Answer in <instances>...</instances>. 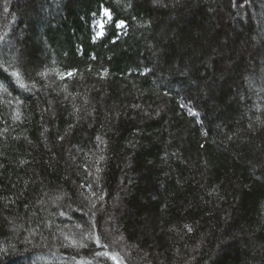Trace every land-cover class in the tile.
<instances>
[{
    "label": "trees",
    "instance_id": "16d2710c",
    "mask_svg": "<svg viewBox=\"0 0 264 264\" xmlns=\"http://www.w3.org/2000/svg\"><path fill=\"white\" fill-rule=\"evenodd\" d=\"M0 37V264H264V0H0Z\"/></svg>",
    "mask_w": 264,
    "mask_h": 264
},
{
    "label": "snow or ice",
    "instance_id": "6c2138e0",
    "mask_svg": "<svg viewBox=\"0 0 264 264\" xmlns=\"http://www.w3.org/2000/svg\"><path fill=\"white\" fill-rule=\"evenodd\" d=\"M106 11V14H108L109 15V18H110V13H107V10H105ZM120 24L122 25L123 24V22L121 21L120 22ZM0 39H2V37H0ZM12 75L13 76H19V74L18 73H12ZM70 75V74H69ZM21 86L23 87V84H21ZM104 255L105 256H107L108 255V253H104ZM111 259L113 260V261H115L116 262V264H120V262H119V258H118V256L117 255H113V256H111Z\"/></svg>",
    "mask_w": 264,
    "mask_h": 264
}]
</instances>
